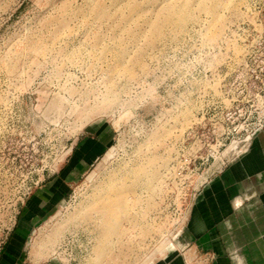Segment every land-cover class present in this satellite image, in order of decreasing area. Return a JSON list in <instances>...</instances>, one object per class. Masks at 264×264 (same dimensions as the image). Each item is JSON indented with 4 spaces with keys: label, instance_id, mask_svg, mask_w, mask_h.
Returning a JSON list of instances; mask_svg holds the SVG:
<instances>
[{
    "label": "rangeland",
    "instance_id": "obj_1",
    "mask_svg": "<svg viewBox=\"0 0 264 264\" xmlns=\"http://www.w3.org/2000/svg\"><path fill=\"white\" fill-rule=\"evenodd\" d=\"M263 132L264 0H0V250L21 205L102 133L17 248L33 264H204L202 192ZM107 203L126 207L106 239Z\"/></svg>",
    "mask_w": 264,
    "mask_h": 264
},
{
    "label": "crops",
    "instance_id": "obj_2",
    "mask_svg": "<svg viewBox=\"0 0 264 264\" xmlns=\"http://www.w3.org/2000/svg\"><path fill=\"white\" fill-rule=\"evenodd\" d=\"M108 143L102 133L82 137L58 174L35 189L21 205L0 264H33L18 244L47 219L70 183L90 169ZM194 217L190 236L204 254V264H264V132L204 188ZM178 259L171 264H183Z\"/></svg>",
    "mask_w": 264,
    "mask_h": 264
},
{
    "label": "bare ground",
    "instance_id": "obj_3",
    "mask_svg": "<svg viewBox=\"0 0 264 264\" xmlns=\"http://www.w3.org/2000/svg\"><path fill=\"white\" fill-rule=\"evenodd\" d=\"M115 188V187H114ZM112 189H113V187H112ZM109 190V189H108ZM114 190H117V189H114ZM118 191V190H117ZM126 191V190H125ZM128 191V190H127ZM108 192V191H107ZM113 192V191H112ZM109 193H111V192H109ZM117 193V192H116ZM123 193V192H122ZM121 193V194H122ZM131 193V192H130ZM108 194V193H107ZM119 194V193H118ZM114 195V194H113ZM112 195V193H111V196H113ZM109 197V196H108ZM107 197V198H108ZM118 197H120V196H118ZM117 197V198H118ZM105 197H103V199H104ZM115 199H116V197H115ZM106 200V199H105ZM108 200V199H107ZM106 200V201H107ZM95 202V201H94ZM135 202V201H134ZM97 204V203H96ZM109 206H110V208H109V210H108V212L107 211H104L102 208L101 209H98V211H102L103 212V215H105V229H104V232H103V236L104 237H106V239H107V237L108 236H110V234H115V232H116V230H117V220H118V217H119V214H120V211L121 210H123V209H125V207L123 208V205L125 204H122V205H119V204H116V205H114L115 203H107ZM129 204V203H128ZM130 205H132L131 203H130ZM95 206V205H94ZM89 207H91V206H89ZM133 207V206H132ZM88 208V207H87ZM93 208H95V207H93ZM127 208H128V206H127ZM95 210V209H94ZM135 210V209H134ZM88 211V210H87ZM125 211V210H124ZM130 211V210H129ZM93 212V211H92ZM95 212H97V211H95ZM122 213V212H121ZM127 213V212H126ZM133 213V212H132ZM123 214V213H122ZM100 215H102V214H100ZM139 215V214H138ZM124 216V215H123ZM78 217V216H77ZM136 217V216H135ZM75 218V217H74ZM79 218V217H78ZM126 218V217H125ZM138 219V218H137ZM119 221V220H118ZM137 222V221H136ZM122 226V225H121ZM122 228V227H121ZM89 230V229H88ZM120 232V231H119ZM121 233V232H120ZM106 241H108V240H106ZM110 242V241H109ZM107 245V244H106ZM93 246V245H92ZM105 247V246H104ZM104 249V248H103Z\"/></svg>",
    "mask_w": 264,
    "mask_h": 264
},
{
    "label": "built area",
    "instance_id": "obj_4",
    "mask_svg": "<svg viewBox=\"0 0 264 264\" xmlns=\"http://www.w3.org/2000/svg\"><path fill=\"white\" fill-rule=\"evenodd\" d=\"M12 222H13V227L16 225V217H15V219H13L12 220ZM12 227V228H13ZM11 228V229H12ZM10 229V230H11ZM13 230V229H12ZM10 233V232H9ZM2 250H3V248H1V250H0V255H1V253H2ZM48 264H65L64 263V261L60 258V255H59V253H57V255H54V257H52V259H50L49 261H48Z\"/></svg>",
    "mask_w": 264,
    "mask_h": 264
}]
</instances>
